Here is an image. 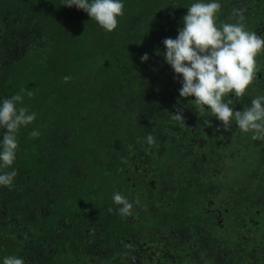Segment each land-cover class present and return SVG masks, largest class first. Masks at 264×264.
I'll use <instances>...</instances> for the list:
<instances>
[{"label": "trees", "instance_id": "1", "mask_svg": "<svg viewBox=\"0 0 264 264\" xmlns=\"http://www.w3.org/2000/svg\"><path fill=\"white\" fill-rule=\"evenodd\" d=\"M64 2L0 0V98L19 94L36 113L4 170L16 176L0 187V259L264 264V140L181 98L163 58L195 0H123L112 32ZM219 3L218 25L264 37V0ZM256 60L234 111L264 94V52Z\"/></svg>", "mask_w": 264, "mask_h": 264}, {"label": "clouds", "instance_id": "2", "mask_svg": "<svg viewBox=\"0 0 264 264\" xmlns=\"http://www.w3.org/2000/svg\"><path fill=\"white\" fill-rule=\"evenodd\" d=\"M63 6L83 10L106 32L114 31L118 17L124 15L123 0H65ZM220 7L219 0L191 3L177 36L163 40V58L180 78L181 98L194 97L196 105L210 112L224 130L235 124L243 133H250L253 140H264V94L256 95L250 107L242 111H234L229 98L230 94L244 97L253 84L259 70L256 57L264 52V37L248 31L242 23L218 25ZM141 60H148L147 53ZM22 103L19 94L0 98V187L14 186L15 170H4L17 159L20 129L36 120L35 112L17 107ZM30 135L38 138L40 132L33 129ZM146 142L152 144L153 138L146 137ZM112 200L121 216L131 215L133 202L125 195L115 192ZM0 264L25 261L18 255H9L0 259Z\"/></svg>", "mask_w": 264, "mask_h": 264}]
</instances>
